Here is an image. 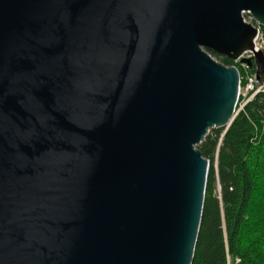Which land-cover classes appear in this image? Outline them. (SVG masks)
Listing matches in <instances>:
<instances>
[{
  "label": "water",
  "instance_id": "water-1",
  "mask_svg": "<svg viewBox=\"0 0 264 264\" xmlns=\"http://www.w3.org/2000/svg\"><path fill=\"white\" fill-rule=\"evenodd\" d=\"M254 24L264 0H0V264H192L240 84L208 51Z\"/></svg>",
  "mask_w": 264,
  "mask_h": 264
},
{
  "label": "trees",
  "instance_id": "trees-1",
  "mask_svg": "<svg viewBox=\"0 0 264 264\" xmlns=\"http://www.w3.org/2000/svg\"><path fill=\"white\" fill-rule=\"evenodd\" d=\"M222 133L211 129L198 146L209 171L192 264H264V95L250 100Z\"/></svg>",
  "mask_w": 264,
  "mask_h": 264
},
{
  "label": "built area",
  "instance_id": "built-area-1",
  "mask_svg": "<svg viewBox=\"0 0 264 264\" xmlns=\"http://www.w3.org/2000/svg\"><path fill=\"white\" fill-rule=\"evenodd\" d=\"M244 20L246 22H252L251 17L248 15H244ZM255 26L258 30L253 40V49L252 51L245 52L240 58L252 59L253 52H262L264 56V30L258 25ZM240 58L232 61V66H235L238 69L240 81L236 113L242 110L243 107L256 95H264V77L258 79L255 74V68L241 62Z\"/></svg>",
  "mask_w": 264,
  "mask_h": 264
},
{
  "label": "rangeland",
  "instance_id": "rangeland-1",
  "mask_svg": "<svg viewBox=\"0 0 264 264\" xmlns=\"http://www.w3.org/2000/svg\"><path fill=\"white\" fill-rule=\"evenodd\" d=\"M214 166L216 167V161L214 162ZM217 189H218V187H217ZM228 262L231 264V260L230 261L228 260Z\"/></svg>",
  "mask_w": 264,
  "mask_h": 264
}]
</instances>
